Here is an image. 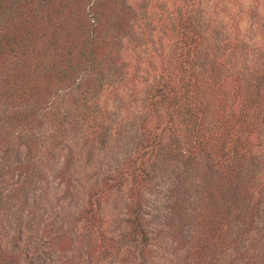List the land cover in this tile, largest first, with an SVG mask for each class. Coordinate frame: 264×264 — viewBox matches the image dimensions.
<instances>
[{
    "label": "trees",
    "instance_id": "16d2710c",
    "mask_svg": "<svg viewBox=\"0 0 264 264\" xmlns=\"http://www.w3.org/2000/svg\"><path fill=\"white\" fill-rule=\"evenodd\" d=\"M177 14L143 69L132 0H0V193L22 204L0 225V264H154L162 233L167 264H264V68L218 73L214 26ZM230 30L237 40L236 21ZM109 69L131 98L141 76L157 79L123 163L82 182L80 146L105 144L94 128L109 114ZM49 181L62 194L56 230L29 205ZM154 189L167 192L160 221ZM119 193L124 227L109 232L104 209Z\"/></svg>",
    "mask_w": 264,
    "mask_h": 264
},
{
    "label": "rangeland",
    "instance_id": "374dc122",
    "mask_svg": "<svg viewBox=\"0 0 264 264\" xmlns=\"http://www.w3.org/2000/svg\"><path fill=\"white\" fill-rule=\"evenodd\" d=\"M113 1L117 2V0ZM235 1L236 3H232L230 0L229 2L226 0H132L136 12V26L134 29L136 42L134 41V43L138 45L137 50L134 51L145 57L143 59V69H146L147 63L153 62L155 56H153L154 52L152 50H158L164 45L166 41L165 37H167L166 33H168L165 30V21L169 20L173 23L176 21L178 7L184 8L186 11H191L196 18L202 17L209 20L212 26H214L215 39L213 41H219L217 48L226 51V54L222 55L225 59H223L224 62L220 63L217 67L219 70L218 73L237 74L239 70L244 68L247 71H253L258 67L264 68V0ZM210 3L214 4L210 6ZM235 21L240 29V35L237 36V40L232 37L233 30L227 32V28H232ZM166 50L168 51V47ZM122 60L125 69H127L129 64L133 63V59L129 57H124ZM252 76L249 77L251 81L254 79ZM147 78L148 76H141L140 79L142 80L138 83L136 95L131 98L129 94L131 87L126 85V83L122 84L117 82V71L115 72L109 69L108 74L105 76L107 86L104 88V92H100L99 94L101 100H107V111L109 114L105 123L97 122L100 125L94 128L96 131L94 134L96 141H100V135L101 137L105 136V144L104 146H100L101 148L96 145V148L93 150H90L92 148L91 145L80 146L79 149L83 150L79 151V153L81 152L80 155L76 154L78 156L77 160H79L78 169L80 171V181L83 182L85 178L92 177L95 171L102 173L100 171L104 170L106 172V169L110 167L112 171H117V165L123 163V158L131 150L128 146L129 143L126 145L127 140L129 142L134 140V131L138 127L136 117H139L144 110L143 99H145L149 87L157 79L155 75L148 80ZM117 83L121 87L118 91ZM121 120L124 121L119 128L118 124L122 122ZM209 121L210 119H208ZM131 122H134V124ZM90 126L91 123L89 124ZM52 142L54 144L56 143L55 138H52ZM78 146L79 144H76V147ZM58 162L54 167L55 169L59 167ZM171 175V169L165 173L167 178L169 176L171 177ZM157 182L162 181L157 179ZM41 186L44 189L43 194L40 192V195H42L41 198H35L36 203L34 202V198L31 199L29 205L31 206L32 203L35 204L38 215L42 217L41 226L47 225L48 227L45 228L56 230L57 227H51L52 225H49V222L53 220L54 215H60V211L63 209L60 206V203H62V199H60L62 194L57 190L56 181H49L47 184ZM1 188L2 184H0ZM166 193L165 190L158 191V189H154L148 199L150 203L149 208H152V212H159L158 221H160L161 215L163 214L161 211L164 210L162 204L164 205V201L166 200L164 196ZM20 204L18 200H12L9 197L7 190L6 192L3 191V193H0V225L2 227L11 225L18 219L17 214H19V209H22V204ZM125 204L126 200L123 193L113 195L107 203L104 214L106 216L105 226L109 232H119L123 229ZM25 209L27 210V207ZM35 217L31 216L30 220H33ZM23 223L25 224V222ZM153 228L155 230L161 229L154 225ZM4 230H7L6 227ZM4 230L0 232L3 233ZM163 235L164 233L160 236L157 235L158 239L156 242L160 243L162 248L155 255L156 259L154 258L153 260L154 264H167L166 259L171 253L169 244L167 245L165 240H161ZM41 247L46 248V246ZM42 248H40V251H43ZM41 253L40 257L45 259V254H48V251L44 250Z\"/></svg>",
    "mask_w": 264,
    "mask_h": 264
}]
</instances>
